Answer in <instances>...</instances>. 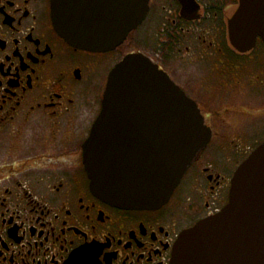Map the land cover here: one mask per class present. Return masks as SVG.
I'll list each match as a JSON object with an SVG mask.
<instances>
[{
  "label": "flooded vegetation",
  "instance_id": "af4514ba",
  "mask_svg": "<svg viewBox=\"0 0 264 264\" xmlns=\"http://www.w3.org/2000/svg\"><path fill=\"white\" fill-rule=\"evenodd\" d=\"M121 1L79 0L115 23ZM238 6L148 0L124 41L99 51L58 32L52 0H0V264H170L180 233L228 202L235 170L264 142V41L232 43ZM130 53L162 69L211 128L154 209L100 198L84 163L110 72Z\"/></svg>",
  "mask_w": 264,
  "mask_h": 264
},
{
  "label": "water",
  "instance_id": "95a60500",
  "mask_svg": "<svg viewBox=\"0 0 264 264\" xmlns=\"http://www.w3.org/2000/svg\"><path fill=\"white\" fill-rule=\"evenodd\" d=\"M121 2L115 23L79 0H52L55 27L76 47L113 49L148 9V0ZM229 34L240 50L264 41V0H239ZM210 138L197 103L148 57L127 54L110 72L84 144L91 188L122 208H158ZM170 264H264V142L235 170L228 202L180 233Z\"/></svg>",
  "mask_w": 264,
  "mask_h": 264
}]
</instances>
